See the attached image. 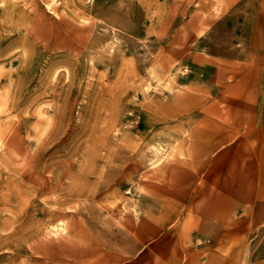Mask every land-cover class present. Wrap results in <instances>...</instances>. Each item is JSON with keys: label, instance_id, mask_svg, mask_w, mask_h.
I'll return each instance as SVG.
<instances>
[{"label": "rangeland", "instance_id": "374dc122", "mask_svg": "<svg viewBox=\"0 0 264 264\" xmlns=\"http://www.w3.org/2000/svg\"><path fill=\"white\" fill-rule=\"evenodd\" d=\"M259 69L264 0H0V264H264Z\"/></svg>", "mask_w": 264, "mask_h": 264}, {"label": "crops", "instance_id": "0c3cea01", "mask_svg": "<svg viewBox=\"0 0 264 264\" xmlns=\"http://www.w3.org/2000/svg\"><path fill=\"white\" fill-rule=\"evenodd\" d=\"M198 58L201 59V62H206L207 65H212L213 61H214L212 58H210L208 56H206V57H198ZM214 62L219 64L217 61H214ZM251 62L250 61L249 62H245L243 71L241 73H237L236 70L233 71L232 67L228 66V65H233V60H231V61H229L227 63V61L225 59L222 61L221 64L224 65L227 69L225 67H223L222 65H218L216 70H214L215 74H216V82H217V86L216 87L223 88V90H224V89H229V87H231V84H233L235 87H232L230 89H237L239 91V97L237 98V102L240 104V106L241 105H246V104H249V103L256 104V103L261 101V99H259V93L256 92V94H255L254 87H251L252 83H250L251 82L250 80L252 78H250V76L252 74H254V77H257V74L254 71V68L251 66V64H253ZM225 69H226V72L224 71ZM262 74H264V72L261 69H259L258 77L259 76L261 77ZM211 78H213V77H211ZM248 79H250V80H248ZM222 80H226V82L223 83ZM262 100H263V108H262V113H263L264 112V99H262ZM227 102H230L231 105L236 103V101H234V99H232V98L228 99ZM259 119H260L259 120L260 123L259 122H258L259 124L256 123V127H259V128L263 127V133L260 132L259 134H263L264 135V115L261 116ZM238 122H239V125H238L237 122H233V121H231L229 126L226 125V128L227 129L229 128V130H231L228 133V135L223 134V132H221V131H219V132L217 131L216 135H214L213 137H209V138L207 137L208 138L207 140H203V139H201V140L203 142H207V143L215 145L216 148L219 147V146L225 145L227 143H233L235 141V139L240 136V134H239L240 127L242 125H244L245 128L246 127L248 128V130L242 132V133H244L243 135L246 136V137L243 136L244 137L243 141L247 142V143L252 142L253 140H251L249 138L255 135V132L253 130H250V128L253 125V123L251 124L250 121H238ZM215 123L217 124L218 121H216ZM201 126L204 129H208L207 126H204L202 124H201ZM253 127H254V125H253ZM217 128H219L218 124H217ZM210 133H212V131H210ZM208 134H209V132H208ZM190 137H192V136H190ZM206 206H207V203H203V204L200 205L201 208L202 207H206ZM211 207H214L213 204H211ZM197 213H200L199 216H201V217H204V215H205L204 218L207 217L206 216V211L202 210L201 212H197ZM209 215H211V213ZM202 220H205V219L202 218ZM211 256H212L211 259H213L211 264L216 263L215 262V260L217 258L216 254L211 255Z\"/></svg>", "mask_w": 264, "mask_h": 264}, {"label": "bare ground", "instance_id": "6f19581e", "mask_svg": "<svg viewBox=\"0 0 264 264\" xmlns=\"http://www.w3.org/2000/svg\"><path fill=\"white\" fill-rule=\"evenodd\" d=\"M18 163V162H17ZM17 166V165H16Z\"/></svg>", "mask_w": 264, "mask_h": 264}]
</instances>
